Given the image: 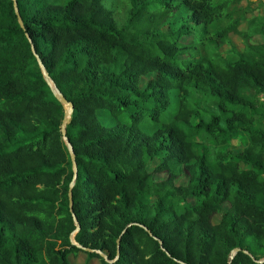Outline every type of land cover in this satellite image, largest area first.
Masks as SVG:
<instances>
[{"label":"trees","instance_id":"16d2710c","mask_svg":"<svg viewBox=\"0 0 264 264\" xmlns=\"http://www.w3.org/2000/svg\"><path fill=\"white\" fill-rule=\"evenodd\" d=\"M16 1L24 30L0 0V264H257L230 261L235 249L264 259V27L239 32L229 10L240 0ZM26 35L74 107V242L111 263L70 241L64 109ZM231 35L237 59L201 56Z\"/></svg>","mask_w":264,"mask_h":264},{"label":"rangeland","instance_id":"374dc122","mask_svg":"<svg viewBox=\"0 0 264 264\" xmlns=\"http://www.w3.org/2000/svg\"><path fill=\"white\" fill-rule=\"evenodd\" d=\"M229 11H232L235 13V16L237 18H240L242 21V25L238 29L241 33H246L252 30L254 27H264V0H240L238 2L237 6L232 7ZM225 26V23H220L214 26H211L209 28L210 32H214L222 27ZM164 32H168L167 28H164ZM264 33V30H263ZM191 37L186 38L185 42L189 43L191 41ZM230 43L227 46H223L220 49H212L209 51H206L199 47L201 56L203 57H211L219 62H228L233 59H237V57L243 52V45L241 38L239 36L231 35L229 37ZM262 41V37L258 36L253 38V43H260ZM142 84H145V80H143ZM262 101L264 102V97L262 98ZM210 114H217V111L214 107L213 103H209L208 107L205 108ZM100 118L104 124H111L112 121L106 117L104 114H100ZM255 120L259 119V116L256 115ZM259 127L261 130L264 131V122L259 124ZM243 137L239 136L235 140L232 141L230 150L237 154L240 153L244 148V142ZM206 145H208L206 143ZM154 167V164H152L150 170H152ZM158 179H161L162 177L157 176ZM187 184V178L183 177L178 182L177 185H186ZM192 201V200H191ZM225 209V207H224ZM219 217H215L213 222L218 223ZM72 264H99L98 261L92 260L88 262L86 260L85 255H79L77 259H71Z\"/></svg>","mask_w":264,"mask_h":264},{"label":"water","instance_id":"95a60500","mask_svg":"<svg viewBox=\"0 0 264 264\" xmlns=\"http://www.w3.org/2000/svg\"><path fill=\"white\" fill-rule=\"evenodd\" d=\"M12 3H13V9H14V14L17 18V22L20 26V28L22 30H24V26H23V23H22V20L20 18V14H19V10H18V6H17V1L16 0H11ZM26 39L28 41V43L30 44V48H31V52H32V55L34 56V58L36 59L37 61V64H38V67L40 69V72H41V75L44 79V81L47 83V85L49 86L54 98L56 99V101L63 107L64 109V115H63V118H62V121H61V125H60V135H61V138H62V142L63 144L65 145V147L67 148V151H68V154H69V157H70V160H71V166H72V180L69 184V187H68V207H69V212L71 214V217H72V220H73V223H74V226H75V230L74 232L71 234L70 236V241L73 245H76L75 242H74V236L80 231V225L73 213V197H72V193H73V189H74V186H75V182L77 180V164H76V159H75V155H74V151H73V148L70 144V141L68 140L67 138V134H66V128L71 120V116H72V113H73V110H74V107L72 105V103L68 102L64 96L62 95V93L58 90V88L56 87V85L52 82V80L49 78L48 74L46 73L45 71V68L42 64V62L40 61L39 57L37 56L36 54V51L34 49V46L32 45V41L30 39V37L28 35H26ZM142 229L144 231H146L150 237L153 238L152 234L145 228V227H142ZM159 245H160V248L162 251L166 252L162 246V243L160 241H158ZM77 248L81 249L83 252L85 253H90V254H97L99 255L105 262L107 263H111L107 256H105L103 253H101L100 251H94V250H91V249H84L78 245H76ZM119 246H120V239H118L117 241V254H116V258L114 261H116L118 258H119ZM242 252L243 254H245L246 256H248L253 262L257 263V264H262L264 262V259L260 260V261H256L248 252L246 251H242L240 249H235L233 250L231 253H230V256H229V260L232 261L234 259V257L238 254ZM166 254L168 255V253L166 252Z\"/></svg>","mask_w":264,"mask_h":264}]
</instances>
